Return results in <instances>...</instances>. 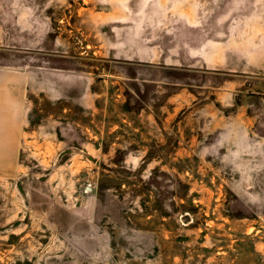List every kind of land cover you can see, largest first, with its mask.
I'll return each mask as SVG.
<instances>
[{
    "label": "rangeland",
    "instance_id": "1",
    "mask_svg": "<svg viewBox=\"0 0 264 264\" xmlns=\"http://www.w3.org/2000/svg\"><path fill=\"white\" fill-rule=\"evenodd\" d=\"M0 71V264H264V0H0Z\"/></svg>",
    "mask_w": 264,
    "mask_h": 264
},
{
    "label": "crops",
    "instance_id": "2",
    "mask_svg": "<svg viewBox=\"0 0 264 264\" xmlns=\"http://www.w3.org/2000/svg\"><path fill=\"white\" fill-rule=\"evenodd\" d=\"M32 83L30 75L0 71V173L22 155L24 126L31 125L24 111V85L29 88Z\"/></svg>",
    "mask_w": 264,
    "mask_h": 264
}]
</instances>
